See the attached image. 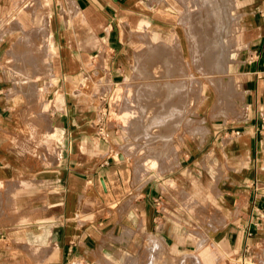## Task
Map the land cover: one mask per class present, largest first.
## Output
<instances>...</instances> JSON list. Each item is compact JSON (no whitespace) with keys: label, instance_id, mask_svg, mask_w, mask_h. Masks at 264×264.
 <instances>
[{"label":"crops","instance_id":"obj_1","mask_svg":"<svg viewBox=\"0 0 264 264\" xmlns=\"http://www.w3.org/2000/svg\"><path fill=\"white\" fill-rule=\"evenodd\" d=\"M12 1L0 0L1 15L8 9L1 4ZM68 1L73 13L64 9V0H49L47 32L32 29L50 51L52 77L41 82L49 124L15 121L16 97L3 66L8 35L0 36V195L16 208L8 229L0 227V264H135L158 255L161 242L169 245L171 257L179 256L187 241L180 237L184 230L170 224L178 213L162 183L129 182L124 157L113 156L118 140L107 117L97 119L92 103L96 98L105 103L124 80L126 25L153 22L154 5ZM241 2L243 11L252 12L241 15L249 18L244 28L250 37L248 55L239 64V118L212 120L205 149L227 180L226 194L217 199L227 216L220 217L212 243L224 264H264V0ZM91 66L108 90L102 95L86 88L96 79ZM23 130H37L48 140L42 160L15 144ZM186 152L188 167L200 168L196 152ZM203 256L209 264L210 257Z\"/></svg>","mask_w":264,"mask_h":264},{"label":"rangeland","instance_id":"obj_2","mask_svg":"<svg viewBox=\"0 0 264 264\" xmlns=\"http://www.w3.org/2000/svg\"><path fill=\"white\" fill-rule=\"evenodd\" d=\"M64 1V9L73 13L70 2ZM222 1L207 9L209 5L201 0H150L154 5L150 11L153 22L125 24L124 80L105 103L92 100L97 119L107 117L108 127L118 140L113 156L116 158L119 152L124 157L129 182L141 186L156 178L162 183L172 212L178 213L170 224L180 226L184 230L180 237L185 236L187 241L179 256L171 257L169 245L161 242L158 255L135 264H206L204 254L210 257L209 264H224L216 253L212 235L223 223L220 217L227 216L226 207L217 200L220 193L226 194L227 180L221 177L222 168L210 163L205 149L210 142L212 120L239 118V64L248 55L244 51L250 37L244 28L249 18L242 20L241 15L249 17L252 9L243 11L241 0ZM247 3L245 9L250 1ZM5 4L8 9L0 14V36L8 35L3 66L10 81L9 91L16 97L11 100L15 121L31 126L49 124L41 82L52 77L50 51L45 38L39 43L32 30L40 27L47 32L49 0H13L1 5ZM217 25L225 29L219 33ZM214 28L217 29L213 31ZM91 67L96 79L88 80L86 88L102 95L106 88L96 77L97 66ZM152 68L154 72L159 69L154 74ZM24 72L29 74L25 83ZM15 140L36 160L44 158L48 140L39 131L23 130ZM187 150L196 152L199 162L203 161L200 168L194 164L188 167L191 158L185 157ZM183 158L182 165L189 171L180 168ZM14 210L13 200H3L0 195V227L6 224L8 229V217Z\"/></svg>","mask_w":264,"mask_h":264},{"label":"bare ground","instance_id":"obj_3","mask_svg":"<svg viewBox=\"0 0 264 264\" xmlns=\"http://www.w3.org/2000/svg\"><path fill=\"white\" fill-rule=\"evenodd\" d=\"M219 1H222V0H201V3H204L205 5H209V7H207V9H210L211 4H213L214 2H215V3H219ZM222 2H223V1H222ZM222 2H220V3H222ZM217 6H218V4H217ZM205 7H206V6H205ZM218 7H219V6H218ZM205 9H206V8H205ZM211 9H212V8H211ZM212 10H213V9H212ZM219 10H221V8H220ZM205 11H206V10H205ZM212 12H213V11H212ZM217 13L220 14V11L218 12V10H217ZM221 13H223V12H221ZM213 14H214V13H213ZM207 15H208V13H207ZM221 15H222V14H221ZM223 15H224V13H223ZM208 16H209V15H208ZM212 18H214V17H213V16H212V17L210 16V19H212ZM220 18H221V17H220ZM222 19H223V18H222ZM45 20H46V19H45ZM213 21H214V23L216 22V20H213ZM221 22H222V21H221ZM225 22H226V21H225ZM213 25H215V24H213ZM222 25H223V23H222ZM218 26H219V25H217V28H218V29H217V28H214L213 31H215V30L217 29V31H218V30H221V31L219 32V33H221V32L223 31L222 29H223L224 27H223L222 29H221V28L219 29ZM226 26H227V25H226ZM220 27H221V26H220ZM224 29H225V28H224ZM224 31H225V30H224ZM219 33H217V35H222V34H219ZM224 33H225V32H224ZM214 34H216V33H214ZM224 36H225V34L223 35V37H224ZM216 39H217V38H216ZM218 39H220V40L222 41V38H218ZM225 40H226V38H225ZM221 41H220V42H221ZM225 42H226V41H225ZM218 43H219V41L217 40V44H218ZM219 45H220V44H219ZM219 45H218V46H219ZM46 46H47V45H46ZM220 46H221V45H220ZM220 46H219V47H220ZM222 47H223V44H222ZM225 48H227V45H226V47H224V49H225ZM219 49H220V48H219ZM224 52H225V54H227L226 51H224ZM221 54H222V53H221ZM221 56H222V55H221ZM225 56H226V55H225ZM222 58H223V57H222ZM222 62H224L223 59H222ZM18 67H19V66H18ZM19 68H20V67H19ZM19 68H17V70H18ZM28 68H29V67H28ZM28 68H27V70H28ZM156 68H157V66H156ZM156 68H155V72H156L160 67H159L158 69H156ZM24 69H25V68H24ZM24 69H23V70H24ZM153 69H154V68H152V70H153ZM19 70H20V69H19ZM23 70H22V71H23ZM25 70H26V69H25ZM29 70H30V69H29ZM16 72H17V71H16ZM20 72H21V71H20ZM26 72H27V71H26ZM26 72H24L25 75H26V78H25V79L23 78V79H24V80H23L24 83L27 82V80H28V78H29V76H28L29 74H27ZM30 72H31V71H30ZM153 72H154V70L152 71V73H153ZM155 72H154V74H155ZM17 74H19V73L17 72ZM19 75H20V74H19ZM25 75H22V77L25 76ZM157 75H158V73H157ZM167 77H168V75H167ZM165 81H166V80H164V82H165ZM19 83H20V82H19ZM167 83L169 84V82H167ZM20 84H21V83H20ZM173 84L175 85V83H173ZM22 85H23V84H22ZM169 85H171V83H170ZM172 87H174V86L172 85ZM172 87H171V88H172ZM167 88H168V86H167ZM177 88H178V87H177ZM172 89H173V88H172ZM172 89H170V90H172ZM167 90H168V89H167ZM177 90H178V89H177ZM151 111H152V110H151ZM148 112H150V110H149ZM150 114H151V112H150ZM150 114H149V116H150ZM149 116H148V117H149ZM160 121H161V119H160ZM120 155H121V154H120ZM119 157H120V156H119ZM121 158H122V157H121Z\"/></svg>","mask_w":264,"mask_h":264}]
</instances>
